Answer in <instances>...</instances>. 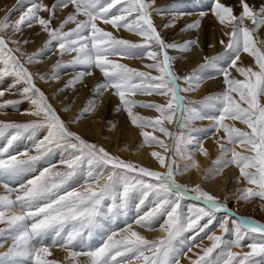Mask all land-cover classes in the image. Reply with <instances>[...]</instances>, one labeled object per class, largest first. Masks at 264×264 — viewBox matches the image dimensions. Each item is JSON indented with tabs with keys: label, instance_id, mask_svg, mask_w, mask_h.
<instances>
[{
	"label": "snow or ice",
	"instance_id": "obj_1",
	"mask_svg": "<svg viewBox=\"0 0 264 264\" xmlns=\"http://www.w3.org/2000/svg\"><path fill=\"white\" fill-rule=\"evenodd\" d=\"M124 4L116 12L112 9L117 4ZM72 5L75 9L70 13L64 21L61 22L58 28L51 27L52 18L55 16L56 9L67 8ZM242 12L239 16L233 15V10L230 7L219 3H215L213 9L215 16L221 24H229L232 27L226 48L229 55V67L235 68L244 79L231 78L227 69H222L224 75V83L227 86L226 90L214 98L221 102V111L218 117H214L216 130L223 129L227 143L231 145L240 144L246 147V150L251 155H245L237 152L235 147H225L220 143L221 156L215 164L224 166L227 163H234L240 169L241 176L248 184L258 186V191H254L251 187H246L242 190L240 198L247 201L251 197L264 198V104L260 101L264 98V49L256 46L253 39V33L258 31L261 26H264V5L258 10L251 7L245 0H241ZM150 4L144 0H57V3L49 8L43 3L34 4L14 23H9V17L0 20V77L13 76L15 87L17 84L23 85L21 95L28 99L33 106V110L28 113L37 117H41L39 121H30L25 123L17 122H0V137H3L6 132L13 130L8 146L10 147L18 137L24 132L31 131L32 136L41 129H47V136L44 140L36 145L37 148L41 144L68 142L72 149L79 151L80 155H76L73 162L68 163V168L73 169L75 161H80L82 157H87L91 164L102 163L112 166V173L108 175L106 182L99 187V191L92 190L91 186L86 194L79 192H68L60 194L62 185L67 178L73 173H55L54 175L61 177L58 183L48 181L45 169L39 176L28 180L27 184H21L19 189H11L5 183L3 187L10 193L19 191L22 194H17L15 199H11L9 195H0V223L5 222V211L10 214L7 216V229H0V236L11 237L13 245L7 252L0 254L4 257H26L32 260L34 264H55L54 261L42 259V256L50 255L48 247H36V244H43L46 237H52V244L64 248L74 246V242L79 243L86 251H72L70 256L73 260L83 255L87 257L86 264H121L117 257H126L127 254H136V259H143L145 264H179L180 257L184 255V250L181 246H177L173 242L183 232L199 227V221L207 216L209 223L215 218V213L223 211L231 218L232 213L227 206L209 194L203 191L199 185L194 186L191 192L196 194V199L202 200L204 207L197 208L194 213V218L189 217L187 224L181 221L178 213L179 199H183L189 195V189L176 182L175 173L178 171L176 162L169 160L165 163V157L159 153H152L159 160L162 167H166V173L162 174L157 171H151L147 168L126 163L118 157H112L104 148L98 147L95 144L88 143L79 135L71 132L66 127L64 121L57 115L55 109L48 102V98L35 84L33 74L25 66V63H32L37 54L27 57L25 62H22L20 57L14 54V50L9 47L10 43L17 45L15 52H20V41L13 40L11 36L5 37L2 33L11 29L12 35L21 31V26L26 22L30 27L32 22L38 23L44 32L48 34L46 46L53 41H58V48L61 50V55L68 52H76L72 63H84L89 66H94L103 73L105 83L99 84L96 87L97 93L107 90L109 87L114 88L119 96L125 110L128 112L133 125L144 128L153 127L165 135H171L167 129L160 127L161 120H152L133 113L132 108L139 102L126 99V94L135 95L137 92L151 94L171 95V100L167 107L152 103H139L141 107H150L156 109L161 114V117L171 120L169 113L174 112L172 104L175 103L181 110L185 111L183 97L180 95L183 91L192 90L194 86H198L199 80L196 78L195 72L190 76L183 77L188 88H181L178 81L181 77L177 76L172 71L171 57L168 55L167 48H177L176 44H166L161 35L153 25L151 20ZM41 11L48 12L49 18L45 19L39 16ZM135 14V15H133ZM84 16L85 19L77 20L78 16ZM129 17H132L130 20ZM249 20L255 26L252 29L244 26V21ZM100 20L105 24H110L113 28H125L126 30L136 32L144 37L146 41L155 42L159 46L163 55L162 62L147 65L150 69H155L161 73L158 77H151L148 73L137 71L124 64L114 63L107 59L109 55L135 56L136 49L147 50L149 44H135L127 40L117 39L112 33L104 31L98 27L97 21ZM68 23H75L76 27L64 32L63 29ZM197 24L189 25V27H197ZM27 43V41H24ZM194 41L186 42L182 48L188 50ZM223 43V41H221ZM246 52L255 59L258 70L252 67H237V61L240 59V53ZM147 55L155 59L159 53L147 52ZM218 59L217 58H213ZM60 65H54L58 68ZM90 75L91 73H87ZM84 74H81V78ZM44 79L43 76L40 77ZM53 79L58 78L55 74ZM139 80V83H137ZM195 82V84H194ZM70 83H76L71 81ZM3 91H0V96H3ZM235 94V95H234ZM238 96V99H236ZM18 101H5L0 104V109H6L9 106L15 108ZM95 103V102H93ZM246 105V107L244 106ZM88 110V109H85ZM195 111V110H193ZM226 119L238 120L250 131H243L235 126H228L223 122ZM145 143H159L156 137L150 136L147 132H142ZM75 141V142H73ZM78 142V143H77ZM203 154H207L206 150L200 146L199 149ZM3 151H7L5 148ZM2 154V153H0ZM231 155L230 160H223L224 157ZM37 156H29L27 159H17L15 156L8 160L0 159V180L12 179L31 168V162L37 160ZM187 159L191 162L185 165L186 171L189 167L198 168L199 165L191 156ZM117 169L122 171H116ZM247 169H254L248 171ZM211 171V170H209ZM139 172L142 176L151 177L157 181L156 184L146 183L143 179H129L127 173ZM123 181V192L120 193L125 201L128 198L130 190L140 186L143 189L154 191L157 196L155 208L136 220V223L142 227L151 228L152 220L162 213L167 214V238L160 241H149L138 232L131 231V226L127 229L128 234L121 239H114L115 232L103 240L100 246H93L85 241L84 229H87V239L91 240L93 229L96 225L97 205L106 196H112L115 192V185ZM98 183V180H97ZM145 196L148 192L145 191ZM175 197L176 199H173ZM143 203V201H141ZM19 208L21 213H17L14 209ZM170 209V210H169ZM27 221H32L31 224ZM234 226L236 240L234 246L240 247V241L248 233H259L260 242L249 245L251 252L241 255L228 251L226 258L216 261H205V257L209 256L214 249L220 246L222 236L212 235L208 239L213 241L211 247L204 250L203 255L191 264H245L250 256L264 253V223H260L248 217H236L231 220ZM71 224V230L66 231L68 225ZM228 221L225 220L221 225L224 233L228 232ZM79 225V226H77ZM207 227V225H205ZM203 231V229H200ZM151 252V256L144 255L145 252ZM191 251V248H188Z\"/></svg>",
	"mask_w": 264,
	"mask_h": 264
},
{
	"label": "rangeland",
	"instance_id": "obj_2",
	"mask_svg": "<svg viewBox=\"0 0 264 264\" xmlns=\"http://www.w3.org/2000/svg\"><path fill=\"white\" fill-rule=\"evenodd\" d=\"M57 2V0H54ZM157 3H156V2ZM220 1V0H219ZM227 1V0H225ZM145 3L150 4L151 7L149 8V11L151 13V20L153 22V25L159 32V34H163L164 31L168 32V35H161L162 39L165 41L166 44H176L177 48H167L166 51L168 55L172 58L171 59V65H172V71L181 79L178 81L180 87L188 88L189 85L185 83L183 77L190 76L193 72L196 74V78L200 81L198 86L200 87L201 94L199 96L197 95H191V90L189 91H183L180 93V95L184 98L183 104L185 111L183 114L181 113V110L177 107V121H176V127L173 128L175 130L172 142L170 143V150L168 151V159L174 160L177 162L178 160H182V158H187L188 156L195 157V154L199 153L200 146L202 145V142L206 140H210L215 134H216V128L214 126H211L210 128H206V121L209 116L214 118L218 117L221 111V102L214 98L217 95L223 93L226 90V85L224 83V75L222 72V69H227L228 72H231V67H229V55L226 54L228 52L226 45L229 40V36L226 35V33H230L232 31V27L229 24H221L216 25L218 21L216 20L215 14L212 15L214 12L213 9L215 7V0H210L208 7L206 10L200 11V16H184L183 14H180L177 18H171L169 19L168 15L175 16L176 14H173L172 9L174 6H176V2L169 3V1L165 0H144ZM238 2V3H237ZM230 0L229 5H226L227 7L232 8L233 15L239 16L242 12V5L241 0ZM246 3H248L251 7L254 9H259L262 5H264V0H245ZM20 3V2H18ZM162 3V4H161ZM15 4V3H14ZM21 4V3H20ZM171 4V5H170ZM152 5H157L156 7H152ZM124 6L123 2L122 4H117L114 9H112V12H115L116 9L121 8ZM173 6V7H172ZM10 5H5L1 7L3 11L1 12L2 19L3 20L6 16L9 17V23H14L17 21L18 16H20L23 12H25L22 8V5L15 6L14 10H9ZM66 10V14H70L75 11L73 6L70 4L67 8H63ZM21 10V12H19ZM26 10V9H25ZM161 15L164 19V22L161 23L160 21L155 20V13ZM44 12V11H41ZM212 12V13H211ZM170 13V14H169ZM18 14V15H17ZM190 14V13H189ZM168 18V19H167ZM85 19L84 16L77 17V20H83ZM61 22L60 19L56 16L52 18V24L51 27L58 28L59 25L56 22ZM64 21V20H62ZM217 21V23L215 22ZM247 24L249 23L250 26H246L249 29H252L255 27L251 21L245 20ZM244 21V24H245ZM160 24H159V23ZM197 27H189V25L197 24ZM207 25H205L206 23ZM214 22V23H213ZM98 27L102 28L104 31L112 33L113 37L117 39H123L127 40L131 43L135 44H145L148 43L150 46L147 50L144 49H136L134 50L136 53H138L135 56H122V55H109L107 59L114 63H120L124 64L130 68L136 69L137 71H143L148 73L151 77H158L161 75V73L155 69H150L147 66H139L136 64V61L142 59L147 52H155L158 53L160 57L162 58V53L160 51V48L158 45L155 44V42L146 41L144 37H141L133 31L126 30L125 28H113L110 24H105L102 21L98 20L97 22ZM215 24V25H213ZM210 25V26H209ZM227 25V26H226ZM205 26V27H204ZM222 26V27H221ZM76 27L75 23H68L65 25L63 31L68 32L71 29H74ZM31 28V26H30ZM28 23L26 22L24 25L21 26V31L15 35H12L11 31L4 33V36L7 38L9 36L14 37L16 35H20V33L23 34V43L24 41H27V43H31V45H34L37 43L36 46L38 50L33 48L32 51H34L33 54H37L35 56V59L32 63H25V66L29 69L31 72L34 65L40 63V61H45L49 56H56L57 58L52 61V64H47L44 68L47 74L49 75V78H44L41 81H35V84L38 88L41 89V91L44 92L46 97L48 98V102L52 105V107L55 109L57 115L64 121L66 127L69 131L79 135L83 140H85L88 143H92L97 145L98 147L104 148L112 157H118L117 154L112 155V149L106 145V141L109 139L108 135L111 134L110 131H117L119 134V137L123 135V129L126 126V128L129 129H136L144 131L140 127H135L133 125L131 118L128 115V112L125 110L122 102L117 105L110 107L108 104L103 106L102 110L107 115V119L105 121V127H103V133L102 136L99 139H89L85 134L81 133V131L78 130L80 124L85 121V117H88L90 115V111L85 110L88 106H85L83 103H79L78 106L76 104H72L74 101L73 99L67 100L64 95L71 89L74 85L77 84V80L80 81V84L83 83V80L88 78H94V87L91 91L93 93L96 91V87L99 84L105 83V77L103 76V73L100 71H96V67L89 66L88 64L84 63H72L74 57L77 55L76 52H68L63 55H61V50L58 48V41H53L50 45L46 46V41L48 40V34L44 35L42 39V42L38 40L36 37L34 39L30 36H26L25 31L30 30ZM221 28V29H220ZM202 29H206L203 31ZM213 29V30H212ZM215 29V30H214ZM9 30V29H8ZM212 30V32L210 31ZM217 30V31H216ZM196 31V32H194ZM216 31V32H215ZM219 31V33H218ZM222 31V32H221ZM191 32V33H190ZM214 32V33H213ZM45 33V32H44ZM190 33V37L188 36ZM217 35H216V34ZM212 36L210 37V35ZM143 39V40H142ZM253 39L256 43V46L259 48L264 49V26H261L258 31L253 33ZM215 40V41H214ZM189 41H194L188 48V50H183L182 46ZM223 41V43H221ZM10 47V46H9ZM210 47V48H209ZM214 47L215 51L207 55L205 59H202L201 57H194L198 52H201L202 54L209 53L210 50ZM193 49H196V51L193 52ZM210 49V50H209ZM183 50V53H182ZM29 53L31 52L30 49L28 50ZM43 51V52H42ZM193 52V53H192ZM197 52V53H195ZM243 52V51H242ZM241 52V53H242ZM40 53V54H39ZM182 53V56L180 55ZM240 53V56H242ZM14 54L17 56V53L14 51ZM32 54V55H33ZM194 54V55H193ZM248 54V53H247ZM73 56L70 58L69 56ZM249 55V54H248ZM195 59H194V58ZM218 59H213L217 58ZM65 58V59H64ZM200 58V59H199ZM21 61L23 62V59L20 57ZM199 59V60H198ZM252 59V56L249 55L247 60L245 62H238L237 61V67H252L254 68V65L249 66V63ZM195 61L192 68H189L188 70L181 71L180 63H185V61ZM254 60V59H253ZM39 61V62H38ZM152 64L157 63L155 59ZM25 62V61H24ZM162 62V61H158ZM59 63L58 68H54V65H57ZM236 72V70H234ZM91 73L88 75L87 73ZM100 72V73H99ZM84 74L81 78V74ZM56 75L58 78L57 82L60 84L59 88L56 90H50L51 92L44 91L41 84L42 82L46 81L48 84L53 82L55 79H53V75ZM231 78L236 79H244L241 78L239 74L236 76L232 75ZM7 81H14V77L9 75L6 76ZM63 80L61 81V79ZM71 81H76V83H70ZM137 83H139V80H137ZM14 84V83H13ZM195 84V82H194ZM23 85L17 84L15 87H20ZM63 89V90H62ZM84 92L80 91L79 94H82L86 92L85 96H90L92 93L89 94L90 89H86V87L81 88ZM108 89L114 90V88L109 87ZM107 89V90H108ZM107 90H104L98 95L105 93ZM77 93V92H76ZM93 95V94H92ZM116 97L119 98V96L116 94ZM170 97H168L167 101L162 100V95L158 94L157 92H152L149 94H144L141 92H137L135 95H128L126 94V99L134 100L139 103H152V104H159L164 107H167L171 100V95L168 94ZM235 95V94H234ZM84 96V98H85ZM87 96V97H88ZM18 98V99H17ZM65 98V101H64ZM13 99V100H12ZM15 99V100H14ZM69 99V98H68ZM236 99H238V96H236ZM9 100L12 101H18L15 108L12 106L7 107L6 109H1V112L10 110V111H16V109L21 105L22 103L29 101L25 97L21 95V97H10ZM67 100V101H66ZM120 100V98H119ZM87 103H89L90 100H86ZM262 104H264V98L260 101ZM139 103L132 108L133 113L138 114L142 117H146L152 120H156L157 118L154 116L156 114L159 116L162 121H166L165 118L161 117V114L156 111L154 108L150 107H141L139 106ZM58 104H62L64 107L66 105H70L72 108H74V118L69 119V117H64L61 114L62 107ZM245 106V105H244ZM60 107V108H59ZM246 107V106H245ZM21 108V107H20ZM111 108V109H109ZM88 109V108H87ZM175 109V108H174ZM195 110V111H193ZM175 112V110H174ZM174 112L169 113V115L172 116ZM94 113V112H93ZM92 113V114H93ZM93 116V115H90ZM89 116V117H90ZM41 117H37L35 120L30 121H39ZM232 119H226L223 123L227 125V122ZM30 121H22L17 123H25ZM238 121V120H237ZM0 122H12L7 119L2 120L0 119ZM205 125L203 126V124ZM239 123H241L239 121ZM237 126V125H236ZM239 126V125H238ZM161 127V124H160ZM243 130L242 127H237ZM147 129L152 132H156L160 134V138H157L159 141L163 142L164 134L157 129H154L153 127L148 126ZM210 129V131H209ZM168 131V130H167ZM13 130H9V132H6L3 137H0V159L8 160L10 157L15 156L17 159H27L29 156H37L38 159L31 162V168L29 171H26L12 179H4L0 180V183L3 185L5 183L8 184V187L11 189H19V186L21 184H27L28 180L34 179L36 176H39L41 172H44L45 169L48 170L46 173V176L48 178V181L50 183L56 182L58 183L61 179V177L54 175L55 173H66L71 171L73 174L67 178L66 182L62 185L60 189V194H64L65 191L68 192H79L77 191L79 188L84 186L85 184H88L90 182L96 181V179H100L104 176L106 170L112 169L111 165H104L102 163H95V165L90 173H86V156L82 157L80 161H76L74 164L73 169L67 168L63 170H55L54 167H59L62 164L67 162V157L71 156L73 153L78 152L76 149H72L70 146V143L68 142H60L59 144L56 143H43L41 144L42 150L40 148H37L36 145L39 144L41 141L44 140L43 135L47 136V129L41 128L39 129L34 136H32L31 131L24 132L20 137H18L15 141H13L12 145L8 146V140L11 137ZM209 133V134H208ZM204 134V135H203ZM75 142V141H73ZM78 143V142H77ZM119 146L122 147V143L119 140L117 142ZM163 144V143H162ZM139 147L145 151L149 152L154 147H160L162 146L159 143H145L144 138H142L141 142L139 141ZM204 148L205 146L202 145ZM5 148H7V151H3ZM31 150V152H29ZM73 152V153H72ZM119 155L121 151L118 152ZM251 154V153H249ZM80 155V154H79ZM119 158V157H118ZM121 159V158H119ZM88 160V159H87ZM125 161L126 163H132L134 165L147 168L151 171H156L154 169H151L150 166H147L146 163H143L142 161L137 162L136 160H133L130 157H126L124 159H121ZM224 160V158H223ZM180 162V161H178ZM59 164V165H56ZM104 166L101 168V166ZM232 163H227L224 166H220V168L217 169L218 175L217 177L222 176L226 168L230 167ZM177 167H179L177 165ZM178 171L175 173V179L176 182L179 184H182L186 186L189 189V195L187 196V199L195 200L196 194L194 192H191V189L193 187L188 186L186 182H180V178L178 176V172L180 171L179 168H177ZM113 170V169H112ZM116 171H122L117 169ZM167 170L164 172H161L162 174L166 173ZM128 178H139L143 179L146 183L156 184L157 181L151 177H145L142 176L139 172H129L127 173ZM230 182H228V188L231 192V182L235 180L229 179ZM84 183V185H83ZM208 183H211V181L206 180L205 182L200 184V188L203 189L205 192H208L209 194L216 197L219 202L225 204L228 208V210L232 213L231 218H229L228 214L220 211L215 213V218L212 219V222L209 223V217L205 216L199 221V227L193 228L191 230H187L183 232L177 239L173 242L174 244H177V246H183L184 255L180 257L179 264H191L192 261L197 260L199 256L203 255V252L205 249L211 247L213 241L209 240L208 237L212 235L216 236H222V242L219 247L213 250V252L205 257V261H216V260H222L226 258V254L228 251H232L235 253H240L241 255L245 253H249L252 251V249L249 247V245L253 243L260 242V234L259 233H248L244 238L240 241V247L234 246V241L236 240V235L234 231V226L231 223L232 219H235L236 217H248L251 219H254L260 223H264V198L261 197H251L247 201L242 200L241 198L237 200H228L225 197H218L215 193L217 192L216 188L214 186L208 185ZM119 186V187H118ZM122 186V188H121ZM227 186V185H226ZM118 187V188H117ZM254 191H258V186H252ZM145 191L148 192L147 196H145ZM16 192V191H15ZM123 192V181L115 185V192L112 196H106L99 205H97V216H96V227L93 229V235L91 240L87 239V229H84V238L85 241L93 246H100L103 240H106V238L112 234V232L116 233V236L122 233L123 230L127 229L128 226L134 225L136 223V220L139 219L141 216H144L146 213H148L149 210L152 209V204L157 202V196L154 191L143 189L140 186H137L130 190L127 200L125 201L122 199L120 193ZM80 194H86L84 191L79 192ZM195 198V199H194ZM135 199H140V202L136 203ZM143 201V203H141ZM200 200L199 203H203V201ZM186 203L183 199H179V207H178V213L181 217V221L187 224L188 222V216L191 217L192 214L187 215L189 212L186 207ZM188 206V205H187ZM200 206H188V209L196 210ZM203 207V206H202ZM3 210V209H0ZM261 213V214H260ZM142 214V215H141ZM166 213H162L160 215H157L151 222V228L144 227L148 230H155L157 224L159 221L164 218ZM194 218V217H192ZM228 221V232L224 233L220 227V225L225 221ZM30 224L31 221H27ZM207 225V227H205ZM79 226V225H77ZM203 229L201 231L200 229ZM71 230V224L68 225V228L66 231ZM115 236V237H116ZM52 238L51 235L46 237L43 244H36V241H33V244L36 245V247L41 246H48L49 243L51 245V242H49V239ZM167 236L164 238L166 239ZM163 239V240H164ZM8 242L9 239L6 237H0V243L1 242ZM151 241V240H149ZM49 242V243H48ZM60 248V245H53L52 247ZM73 248L80 247L81 251H86L87 249L83 248V246L79 245L78 241L74 242V246H69ZM191 248V251H188V248ZM56 248V249H58ZM64 248V247H63ZM8 251V250H6ZM78 251V250H77ZM144 255L151 256V252H145ZM0 255V264L1 261H3L4 257ZM118 261H121V264H145L144 260L136 259V254L129 253L126 257H117ZM201 264H204V262H201ZM245 264H264V253H259L253 256H250L249 259L245 262Z\"/></svg>",
	"mask_w": 264,
	"mask_h": 264
},
{
	"label": "bare ground",
	"instance_id": "obj_3",
	"mask_svg": "<svg viewBox=\"0 0 264 264\" xmlns=\"http://www.w3.org/2000/svg\"><path fill=\"white\" fill-rule=\"evenodd\" d=\"M166 1H169V3H172V2L174 3L176 1H178L176 3V6H174V7L172 6L173 7L172 12H173V14H176V15L175 16L173 15V17H171V15H168L169 19L177 18L178 16H180V14H183L184 16L189 15L190 17L191 16L192 17L193 16L198 17V16H200L199 15L200 11L206 10V8L208 7V4L210 2V0H165V2ZM215 1L217 2V0H215ZM235 1L237 2V0H235ZM18 2H20L21 4ZM229 2H230V0H227V1L220 0L219 1V3H222L225 6L229 5ZM37 3H43V4L47 5L49 8H51V6L56 4L57 2H55L54 0H0V20L2 19L1 12L3 11V9H1V7H3L4 4L11 6V7H9L10 11L14 10L15 6L22 5V8H24V9H21V10H24L25 12H27V10L29 8H31L34 4H37ZM156 6L157 5H152V7H156ZM21 10L19 12H21ZM117 10L118 9H116L115 12L117 14H119L117 12ZM25 12H23V13L21 12L22 13L21 15H23ZM213 14H214V12L212 13V15ZM133 15H135V14H133ZM154 15H155L154 16L155 20L160 21L161 23L164 22L163 17L161 15H159L157 13V11ZM20 16H18V19L20 18ZM39 16H41L45 19H48L49 13L48 12H40ZM55 16L58 17L60 19V21L62 22V20L66 19L68 14H66L65 9L58 8V9H56ZM78 17L80 18V16H78ZM18 19H16V20H18ZM129 19L131 20L132 17H129ZM216 20L218 21V23H217V21H215L217 23L216 25H218V24L220 25L219 19L217 18ZM61 22H59V20H58V22H56V23H58V25H60ZM204 23H206V22H204ZM205 25H207V23ZM213 25H215V24H213ZM244 26H250V24L249 23L247 24V22L245 21ZM202 30L205 31L206 29L205 30L202 29ZM212 30H210V31L212 32ZM10 31H11V29L9 28V30H7L4 33L10 32ZM194 32H196V31H194ZM4 33H2V35H4ZM190 33L188 34V36H185V37L186 38L190 37ZM218 33H219V31H218ZM25 34H26V36H30L33 39H34V37H36L38 40H40V42H42V39H44L43 36L46 35L47 33L46 32L44 33L42 27L38 23L32 22L30 30L25 31ZM163 34L168 35V32L164 31ZM163 34H161V35L163 36ZM211 36H212V34L210 35V37ZM23 37H24L23 34L20 33V35H16V36L12 37V39L20 41L19 47L21 50H20V52H16V53H17V56L21 57L23 59V62H24L27 60L28 56H30L34 53V51H32L33 48H35L38 51H39V49L36 48V46L38 45L37 43H35L34 45H31V43H23V41H22ZM141 37L142 36H140V38ZM9 46L14 51L17 47V45L14 43H10ZM29 49L31 51L30 53L28 51ZM194 51H196V49H193V52ZM214 51H215V49L213 47L212 50H210L209 53L207 52L206 54L201 55V52L200 53L195 52L197 54L194 57L198 56V57H201L202 59H205L207 57V55L212 54ZM153 53H155V52H153ZM182 53H183V50H182ZM182 53L180 54L181 56H182ZM241 55L242 56H240V59L238 60V62H245L247 60V58L249 57V55L246 52H242ZM69 57L72 58L73 56L71 55ZM159 57H160V55H157L155 58L157 63H158V61L163 60V56H162V58H159ZM56 58H57L56 56L52 55V56H49V58H47V60H45V61L41 60L40 63L34 65V67L31 70V73L33 74L35 81L43 80L40 78L41 76H43L44 78L45 77L49 78V75L47 74V72L45 71L44 68L46 67L47 64H49V63L52 64V61H54V59H56ZM253 59L254 58L252 57V59L249 63V66L254 65L255 67L253 69L258 70V68L256 66L255 59L254 60ZM152 60H153L152 58H150L147 54H145L142 59L136 61V64L139 66H143V65L147 66V65H150L154 62ZM195 61H197V60H195ZM195 61L192 62V60L191 61L186 60L185 63H183V64L180 63L181 71L188 70L189 68H192L191 66L193 65V63ZM234 70H235V68L231 67V72H229V73H231L234 76L239 74L238 72H235ZM96 71H100V69L97 68ZM241 78H244V77L241 76ZM62 80H63V78L61 79V81ZM78 80H77V84L74 85L71 89H69V91L64 95V97L67 100L73 99V97H74V101L72 102V104L73 105L76 104V106H78L80 102L83 104L86 103L85 106H88L87 107L88 111H90L91 112L90 115H93V116L89 115L90 117L89 116L85 117L86 118L85 121H83L80 124L78 130L81 131V133L85 134L89 139H93V140L96 139L97 140L102 136V134H104L103 133V127H105V121L107 119L106 113L104 112V110H102L103 106H105L107 104L110 107L117 106L121 103V101L119 100L118 97H116L114 90H111V89H108L105 93L103 92V94H101V95H98L97 91H95L93 93V91H91V90L94 87V84L96 85V83H93L94 78L93 79L92 78L85 79V80H83L82 84H80V81H78ZM13 83H14V81H7L6 76L0 77V91H3V93H4L3 96H0V104L4 103L5 101H9L10 97H16V96L21 97V88L23 86H21V88L20 87H18V88L17 87H11L13 85ZM41 86L44 89V91L51 92L50 90H56L57 88H59L60 84L57 82V79H55L53 82H51L49 84L46 81H44V82H42ZM83 87H86V89L87 88L90 89L89 94L92 93L93 95L92 94L90 96L87 95L88 96L87 97V96H85L86 92H85V94L84 93L79 94L80 91L84 92L81 89ZM201 92H203V91L200 90V87L194 86L193 89L191 90V95L199 96L201 94ZM161 95H162L163 101H167L168 97H170L169 95H163V94H161ZM84 96H85V98H84ZM65 98H64V101H65ZM86 100H90L89 103H87ZM93 102H95V103H93ZM58 105L62 107V109L60 110L62 113L61 115L64 117H69V119L73 120L74 108H72L70 105H66L65 107L62 104H58ZM172 108L173 109L175 108L174 109L175 112L172 114L171 120L170 121L168 119H166V121L161 120V127L167 129L168 132L171 133V135H165L162 132L164 134V137H165L163 139V144H161L162 146L154 147L149 152L143 151L138 145L139 141L141 142L142 138H144L141 133L147 132L150 134L151 131L149 129H147V127L144 128V131L136 130L135 128L128 130L125 126L123 129V135L122 136L119 137V134L117 131H110L111 134L109 133V135H108L109 139L106 141V145L112 149V155L117 154V156L121 159H124L126 157H130L133 160H136L137 162L142 161L143 163H146L147 166H150L151 169H154L160 173L167 170L166 167H162L160 165L159 160L156 157H154L152 155V153L155 152V153H159L161 156H164L165 157V163L166 164L168 163V161H169V159H168V153L169 152L168 151L170 150V145H171L170 143L172 142V139H173V136L175 133V130H173V128L176 127V121H177V117H178V115L176 113L177 112V105L175 103L172 104ZM109 109H111V108H109ZM32 110H33L32 104L30 103V101L26 100V102L19 105V107L14 112L10 111V110L1 112V109H0V119L6 120V121L8 119L9 121H12V122H15V121L22 122V121L35 120L37 118V116L28 114ZM154 116L157 119H161L156 114H154ZM206 119H207L206 128H210L211 126H214V128H216L215 120L212 117L209 116ZM204 125H205V123L203 124V126ZM227 125L228 126H235V127L240 126L243 128V131H250L246 125H244L243 123H239V121H237V120H229L227 122ZM209 131H210V129H209ZM159 135L160 134H158L156 132H152V134H150V136H153L156 138H160ZM44 137H45V135H43V138ZM119 140L122 143V147L117 144V142ZM220 143H223L225 145V147H228V148L235 147V150L237 152H241L245 155H251V154H249L250 152H248L246 150L245 146H242L240 144H236V145L228 144L226 135H225L223 129L221 128L219 131L216 130V134L212 138H210V140H206V141L202 142V145L205 146L203 149L206 150L207 154L205 155L201 151H199L198 154H195L194 158L192 157L193 160L199 165L198 168L189 167L185 171L184 170L185 165L191 163L187 158H182V160H178L180 162H178V161L176 162V168H179V170H180L178 172V176L180 178V182H182V183L186 182V184H188V186H191V187H194L196 185L200 186V184L205 182L206 180L211 181V183H208V185L214 186L216 188L217 192L215 194L218 197H225L228 200H237L238 201L240 199L241 192L244 188L252 187L255 185L248 184V182L241 176L239 167L234 163H232V165L230 167L226 168V171L222 176L217 177L218 172H219V171L217 172V169L220 168V165L215 164L214 161H216L221 156V149L219 146ZM40 150H42V148H40ZM119 151H121L120 155L118 153ZM29 152H31V150ZM79 154H80L79 151L73 153L71 156L67 157L66 163L62 164L59 167L56 166L53 169L58 170V171L63 170V169H67L68 163L73 162L75 159V156L79 155ZM87 159L88 158L86 157L85 161L87 163V166H86L85 172L90 173L95 165L93 163L90 164ZM230 159H231L230 154L228 156L224 157V160H230ZM75 163H76V161H75ZM56 165H59V164H56ZM177 165L179 167H177ZM103 167L104 166L102 165L101 168H103ZM209 170H211V171H209ZM247 170L248 171H254V169H247ZM112 171H113L112 169L106 170L104 176L100 179H96V181H94V182H90V183L85 184V185L83 183L84 186L79 188L77 191H79V192L84 191L85 193H87L90 186H91L92 190L99 191V187L102 186L106 182L108 175L111 174ZM230 178L231 179L235 178V180L233 182H231V186H232L230 189L231 192H228L229 191L228 182H230V180H229ZM97 180H98V183H97ZM121 188H122V186H121ZM17 194H22V193H20L19 191H16V192L12 191L9 193L7 191V189H5L3 187V184L0 183V195H9L10 198L14 200ZM173 199H176V198L173 197ZM135 202L139 203L140 199H135ZM184 202L186 203V205H185L186 209L189 211L187 213V215L192 214L191 217H194L195 210H192V209L189 210L188 206L196 205L198 207L201 205V207L202 206L204 207V204L199 203L200 200H198V199L191 200V199H189V198L187 199V197H185ZM156 203L157 202L152 204V209L155 208ZM178 203H179V201H178ZM151 210H149L148 212H150ZM14 211L17 212L18 214L22 212V210L19 208L14 209ZM9 214H10L9 212L5 211V222L0 223V229H7L6 219H7V216ZM189 217L190 216H188V218ZM167 219H168V217L166 214L164 216V218H162L159 221L155 230H153V231L148 230V229L138 225L137 223H134V225L131 226V231L138 232L140 235H142L143 237H145L148 240L160 241V240H163L168 235L167 225L165 223L167 221ZM29 224H30V222H29ZM128 228H129V226L127 227V229ZM127 229L123 230L122 233L119 234L118 236L114 237V239H121L125 235H127L128 234ZM0 237H6L7 239H9L8 242L3 241L0 243V254H3L5 252H7L6 250H8L13 245V239L11 237H8L6 234H5V236H0ZM49 242H51V245ZM49 242H48L49 245L44 246V247H48L51 254L47 255V256H42V259L54 261L55 264H86L87 259H88L87 257L81 255V256L77 257L75 260H73L72 257L70 256V253L72 251H77V250L81 251L80 247H77V248L70 247V249L68 247L66 249V248H63L62 246H60V248L55 246V248H54V247H52V238L49 239ZM56 248H58V249H56ZM1 264H34V262L32 260H28L26 257H8V258H4L3 261H1Z\"/></svg>",
	"mask_w": 264,
	"mask_h": 264
}]
</instances>
